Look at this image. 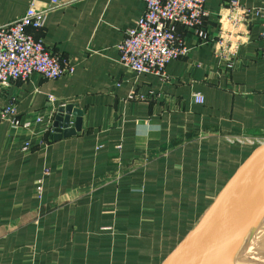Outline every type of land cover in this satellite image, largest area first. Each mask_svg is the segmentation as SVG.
Returning <instances> with one entry per match:
<instances>
[{
  "label": "crops",
  "instance_id": "1",
  "mask_svg": "<svg viewBox=\"0 0 264 264\" xmlns=\"http://www.w3.org/2000/svg\"><path fill=\"white\" fill-rule=\"evenodd\" d=\"M51 1L0 0V25L31 2L43 9ZM57 1L64 7L28 31L67 58L73 74H33L0 89V110L13 101L22 122L43 117L16 129L0 122V264H160L256 146L230 139L264 143L260 20L242 26L231 73L213 45L179 28L189 53L170 61L161 81L118 63L117 46L143 13L142 0ZM230 1L206 0L208 35L229 31ZM68 105L82 114L80 132L50 140L46 122Z\"/></svg>",
  "mask_w": 264,
  "mask_h": 264
},
{
  "label": "built area",
  "instance_id": "2",
  "mask_svg": "<svg viewBox=\"0 0 264 264\" xmlns=\"http://www.w3.org/2000/svg\"><path fill=\"white\" fill-rule=\"evenodd\" d=\"M144 10L132 27L123 32V39L117 46L118 63L136 75L149 74L164 81L166 67L172 60L185 58L189 48L184 44L178 29L196 37L200 45L211 44L214 56L226 73H231L238 61V48L242 26L252 19L260 20V39L264 42V7L248 8L238 0H231L227 6L226 16L229 31L218 37L208 35L204 25L206 0H142ZM64 4L57 0L43 8L37 9L31 2L25 13L19 18L0 25V89L4 90L15 81H25L35 74L45 80H57L70 76L74 65L67 58L55 56L42 41L35 38L28 30L43 28L46 15ZM245 39V38H243ZM134 95L131 96V99ZM196 103L204 102L203 96L195 94ZM0 122H6L12 129L30 127L40 124L43 117L32 116L22 122L18 117L16 105L9 101L0 110ZM47 129L53 133L52 124L48 121ZM255 138L239 137L232 142L257 145ZM26 142L23 150L30 149ZM36 197L42 193V180H38Z\"/></svg>",
  "mask_w": 264,
  "mask_h": 264
},
{
  "label": "water",
  "instance_id": "3",
  "mask_svg": "<svg viewBox=\"0 0 264 264\" xmlns=\"http://www.w3.org/2000/svg\"><path fill=\"white\" fill-rule=\"evenodd\" d=\"M81 115L71 105L60 107L53 118L50 140L80 132ZM263 219L264 143H260L238 166L195 227L160 264H226L223 258L229 257Z\"/></svg>",
  "mask_w": 264,
  "mask_h": 264
},
{
  "label": "rangeland",
  "instance_id": "4",
  "mask_svg": "<svg viewBox=\"0 0 264 264\" xmlns=\"http://www.w3.org/2000/svg\"><path fill=\"white\" fill-rule=\"evenodd\" d=\"M256 143H257V145L258 144H260V143H262V140H260V139H256V140H254ZM263 221H264V219H263ZM262 221V222H263ZM260 226H261V224H258V225H256V226H254L252 229H251V231L249 232V235L247 236V239L246 240H244L245 242H247L248 241V243H249V240L251 239V238H254V236L256 235L257 236V234L259 233L258 231H259V228H260ZM263 229H264V227H263ZM262 229V232L260 233V236H259V241H258V251H259V253H262V254H256L257 256L256 257H253L252 259L253 260H251V259H249L250 258V256H252V252L250 253V250H247L246 252H244V254H243V258H244V260H242V264H264V230ZM261 230V229H260ZM255 236V237H256ZM242 242V244L241 245H239L236 249L239 251L240 250V248L242 247V245H243V243H245V242ZM247 244V243H246ZM254 251V250H253ZM238 253V252H237ZM236 253V254H237ZM254 253V252H253ZM235 254V255H236ZM238 256L239 255H236V256H234L233 258H237L238 259ZM254 256V255H253ZM240 257V256H239ZM246 257H247V260H245L246 259ZM236 260V259H235ZM245 261H247V262H245Z\"/></svg>",
  "mask_w": 264,
  "mask_h": 264
},
{
  "label": "bare ground",
  "instance_id": "5",
  "mask_svg": "<svg viewBox=\"0 0 264 264\" xmlns=\"http://www.w3.org/2000/svg\"><path fill=\"white\" fill-rule=\"evenodd\" d=\"M263 227H264V221L261 223V226H260V228H259V233L257 234V236L255 237L254 236V238H251L250 240H249V243H248V241L247 242H245L244 240H246L247 238H244V239H242V242L244 241L245 243H243V245H242V247L240 248V250L238 251L237 249H235L234 250V252H232L231 254H230V256L229 257H224L223 259H224V261H227V263L226 264H242V260H244V258L242 257L243 256V254H244V252H246L247 250H250V253L252 252V256H250V258L249 259H251V260H253L252 258L253 257H256L257 255L256 254H262V253H259V251H258V241H259V236H260V233L262 232V229H263ZM261 229V230H260ZM247 230V229H246ZM264 230V229H263ZM247 231H245V233H246ZM244 233V234H245ZM242 242H240V243H238V245H237V247L239 246V245H241L242 244ZM247 243V244H246ZM236 247V248H237ZM254 250V251H253ZM238 252V253H237ZM248 252V251H247ZM254 252V253H253ZM237 253V254H236ZM256 253V254H255ZM239 255L238 256V259L237 258H233L234 256H236V255ZM254 255V256H253ZM236 259V260H235ZM245 260H247V257H246V259ZM245 262H247V261H245Z\"/></svg>",
  "mask_w": 264,
  "mask_h": 264
},
{
  "label": "clouds",
  "instance_id": "6",
  "mask_svg": "<svg viewBox=\"0 0 264 264\" xmlns=\"http://www.w3.org/2000/svg\"><path fill=\"white\" fill-rule=\"evenodd\" d=\"M156 130H159V126L158 125L156 126Z\"/></svg>",
  "mask_w": 264,
  "mask_h": 264
}]
</instances>
